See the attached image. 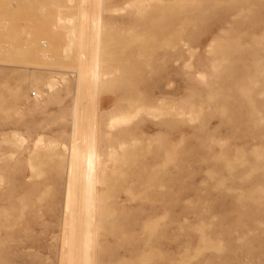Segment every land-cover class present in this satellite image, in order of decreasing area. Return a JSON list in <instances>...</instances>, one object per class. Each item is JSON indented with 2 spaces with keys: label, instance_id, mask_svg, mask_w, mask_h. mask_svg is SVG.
Returning <instances> with one entry per match:
<instances>
[{
  "label": "rangeland",
  "instance_id": "374dc122",
  "mask_svg": "<svg viewBox=\"0 0 264 264\" xmlns=\"http://www.w3.org/2000/svg\"><path fill=\"white\" fill-rule=\"evenodd\" d=\"M81 216L85 264H264V0H0V264Z\"/></svg>",
  "mask_w": 264,
  "mask_h": 264
},
{
  "label": "bare ground",
  "instance_id": "6f19581e",
  "mask_svg": "<svg viewBox=\"0 0 264 264\" xmlns=\"http://www.w3.org/2000/svg\"><path fill=\"white\" fill-rule=\"evenodd\" d=\"M81 18H82L83 21L86 20V17L83 16V15L81 16ZM97 31H98V24H97V21L94 20L91 23V27H90V35H91V38H92V43H91L92 53H91L90 60L92 62L96 60V51H97V46H98V42H97L98 34H97ZM83 75H84V71L82 70L81 74L79 75V79L80 80L82 79ZM86 77H88V80L91 81V82H94V81L97 80V74L95 73L94 69H88L86 71ZM119 121H121V120H119L117 118L114 119V120H111L110 126L111 127L114 126ZM38 142L40 144V140H38ZM38 142H37V144H38ZM75 142L77 144H75L72 147V149L70 150V153L66 150V153H69L68 155H69V158H70V165H69L70 167H69V170H68V175H69L68 177L73 179L75 183L79 182L80 180H82L85 183H88L92 179L90 174H92V173H94L96 171H100L99 168H98L100 161L97 160V158L94 156V154L91 151H89L90 150L89 147H88L89 137H87L86 135H80L75 140ZM84 147H85V150H83ZM105 170H106V167H105ZM80 174H81V176L79 177L78 175H80ZM68 182H70V180ZM86 203L87 202H85V201L83 202V204H86ZM82 215H84V213H82ZM84 218H85V216H81V218L79 220L80 224L77 227L78 231H79V235H78L79 236V241H78V243H79V253H80V256H81V260H80V258H79V260H80V262L82 264H85L84 254L87 251L86 250V246H88V244H89V243H87V241L85 239L87 234L84 231H82L83 228H84V225H82V220ZM71 235H73V231H72Z\"/></svg>",
  "mask_w": 264,
  "mask_h": 264
}]
</instances>
